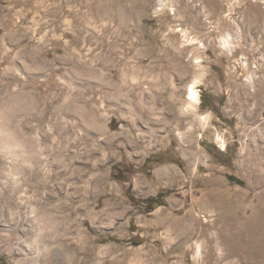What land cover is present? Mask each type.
<instances>
[{
  "label": "rangeland",
  "instance_id": "rangeland-1",
  "mask_svg": "<svg viewBox=\"0 0 264 264\" xmlns=\"http://www.w3.org/2000/svg\"><path fill=\"white\" fill-rule=\"evenodd\" d=\"M0 85L27 101L4 121L46 113L89 152L82 175H106L59 219L76 264H264V0H0ZM25 139L0 148L12 189L37 149ZM10 212L0 264L30 258Z\"/></svg>",
  "mask_w": 264,
  "mask_h": 264
},
{
  "label": "bare ground",
  "instance_id": "bare-ground-1",
  "mask_svg": "<svg viewBox=\"0 0 264 264\" xmlns=\"http://www.w3.org/2000/svg\"><path fill=\"white\" fill-rule=\"evenodd\" d=\"M230 39L231 35L223 39L222 45L224 48L230 47ZM248 79H250V82H253V76H250ZM196 84L197 81L191 83L188 85L187 89L188 99L191 101V105H196L200 102V94L197 91ZM20 97H22V95L19 92H15L11 94L7 100L0 99L1 152L10 155L14 152L15 147H20L21 144L25 146L27 144H25L27 135L31 136V138H33L32 141L34 140L37 145V149L33 148L30 150L31 156L28 159H30L29 161L31 162L29 164L27 163V166H29L27 171H23L16 177V188L12 189L8 187L10 186V179L0 175V213L4 208H10L11 212L9 217L19 218L21 222L16 227V235L19 237H17L18 244L16 246H18L19 250L24 254L26 253V255L30 256V258L24 260H20L21 258L18 259L17 264L25 261L27 264H76L77 259L75 253L72 252L71 248L67 247V243L63 239L64 236L62 237V219H59L62 215L64 216L67 211L66 200H68L72 194L79 192L78 183H80V181L84 182L88 189H90L89 187L97 188L106 180V175L104 172H99L100 169L95 163H93L91 167L88 166L90 168L85 174V177L82 175V170L84 168L82 169L78 166L79 163L76 165L74 159L77 158L78 155L87 154L88 151H78V148L80 149L82 145L81 139L78 137H61L62 132L58 130L56 123L49 120L46 113L41 116L39 124L34 125L35 122L33 121L32 123L34 124H32L28 130L24 126L26 125L24 122H17L15 126L14 123L11 124L6 122L7 120L4 121L3 115L5 107L10 109V112L13 111L8 115L9 117L18 119L20 115L22 116L24 114H21L23 111L22 107L23 104L25 106L27 101L22 103ZM85 115L86 114H84L83 117ZM27 117H29L28 114ZM37 118V120H39V117ZM60 118L61 121L64 120L63 115L60 116ZM86 121H93L97 129L103 131V134H106L107 128L102 126L103 124L100 123V121H96V116L93 113L87 114ZM28 124L31 123L28 122ZM72 125H74V122ZM80 125L82 126V124ZM13 126L15 128H13ZM58 131H60L61 134ZM27 145L30 144L28 143ZM67 156L70 158L67 159ZM10 160V157L0 154V174L1 170L10 168L12 163V160ZM18 160L20 161L21 159L19 158ZM20 165L21 164H18V166ZM21 169H24L23 166ZM4 172L2 171V173ZM71 188H73V192L70 191L72 190ZM0 222L4 224L7 220H3L1 215ZM7 226H10V224ZM44 239H47V241Z\"/></svg>",
  "mask_w": 264,
  "mask_h": 264
},
{
  "label": "trees",
  "instance_id": "trees-1",
  "mask_svg": "<svg viewBox=\"0 0 264 264\" xmlns=\"http://www.w3.org/2000/svg\"><path fill=\"white\" fill-rule=\"evenodd\" d=\"M113 170H114V172L117 171V169H116L115 167H114ZM237 184L242 185V182H241V181H237ZM130 189H131V188H129L128 191H129ZM159 196H161V194H159L158 197H157L156 199H158ZM154 199H155V198H154ZM154 199H153V198H149V199H147V202H148V203H152V201H154Z\"/></svg>",
  "mask_w": 264,
  "mask_h": 264
}]
</instances>
